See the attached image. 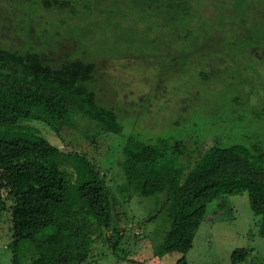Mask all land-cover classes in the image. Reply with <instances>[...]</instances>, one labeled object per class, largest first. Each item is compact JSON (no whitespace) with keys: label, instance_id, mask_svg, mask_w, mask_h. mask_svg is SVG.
<instances>
[{"label":"trees","instance_id":"16d2710c","mask_svg":"<svg viewBox=\"0 0 264 264\" xmlns=\"http://www.w3.org/2000/svg\"><path fill=\"white\" fill-rule=\"evenodd\" d=\"M91 1L100 8L103 5L97 12L107 19L106 27L111 25L113 15L133 4L154 11L162 8L168 20L177 24L170 31L177 41L171 64L175 60L183 63L194 52L206 50L227 53L234 59L236 53L229 49L233 44L238 45L239 34L245 40L242 55L255 57L258 48L264 46L262 30L251 33L234 26L226 29L223 19L211 21L209 14L219 13L214 2L195 6L192 0ZM14 2L16 7L20 5V10L29 11L30 6L32 10L29 20L23 16L26 23L18 25L21 31L26 26L25 45L18 49L0 46V222L6 212L10 213L12 264H25L24 250L32 252L30 264H83L92 252L96 232L93 228L98 225V230L104 227L108 231L111 227V188L94 161L78 152L61 149L30 125L42 122L58 134L75 125L77 118L95 122L103 132L115 135L121 134L124 127L119 115L98 97L96 61L62 58V55L54 58L60 54V42L56 41V49H50L53 43L43 42V37L51 34L56 26L45 14V18L38 17V13L42 15L41 9L65 12L68 7L73 11L69 14L76 15L75 8L79 5L73 3L80 4L79 0ZM251 4L247 1L245 7ZM235 7L239 11L236 16L244 14L243 6ZM62 24L60 21L59 25ZM60 51L64 52V48ZM167 56L160 57L163 69L170 59ZM209 80L224 82L223 72L213 70ZM223 144L220 140L201 148L199 141H195L194 149L188 154L197 153V157L188 164V148L183 140L150 142L128 136L122 163L128 185L144 198L165 194L162 206L167 207L170 226L151 258L139 261L122 256L120 261L163 264L165 256L179 253L181 257L174 264H189L187 254L206 218L208 203L222 195L248 193L251 210L259 217L258 234L264 238V146ZM65 165L73 166L75 179ZM89 215L96 223L89 220ZM48 227L53 232L43 235ZM115 231L116 239L112 241L111 234L107 233V241L113 253L118 254L122 230ZM250 250H234L231 264L245 262Z\"/></svg>","mask_w":264,"mask_h":264},{"label":"rangeland","instance_id":"374dc122","mask_svg":"<svg viewBox=\"0 0 264 264\" xmlns=\"http://www.w3.org/2000/svg\"><path fill=\"white\" fill-rule=\"evenodd\" d=\"M192 1L195 6L214 2L217 11L224 15L209 14V19H223L226 29L234 26L251 33L262 30L264 35V0ZM247 1L252 2L250 7H245ZM73 5H79L75 8L76 15L69 14L73 11L68 7L65 12L41 9L42 15L38 13V17L46 15L56 26V31H51L53 35L49 32L43 42L53 43L50 49H56V41L60 42V50L64 48V52L59 50L60 54L54 58L62 55L96 61L98 97L119 115L124 129L119 135L105 133L95 122L84 118H77L75 125L60 134L42 122L30 126L38 128L42 136L61 149L78 152L94 161L111 188V227L108 231L103 226L104 230H98V225L93 228L96 232L92 252L83 264H131L120 261L122 256L145 261L159 248L170 225L167 207L162 206L165 194L144 198L128 185L122 164L128 136L150 142L183 140L188 148V164L197 157V153L188 154L195 141H199L201 148L220 140L223 145L264 146V46L258 48L255 57L242 55L245 40L239 34L242 40L238 39V45L229 49L236 53L234 59L227 53L206 50L194 52L183 63L175 60L171 64L177 41L170 31L177 24L168 20L162 8L154 11L133 4L123 9L126 13L113 15L111 25L106 27L107 19L97 12L103 5L100 8L91 0ZM234 5L239 9L243 6L244 14L236 16L239 11ZM19 8L14 0H0V46L18 49L25 45L26 26L21 31L18 25L26 23L23 16L29 20L32 6L29 11ZM91 11L94 13H88ZM161 56L170 58L165 69L161 67ZM213 70L223 72L224 82L209 80ZM64 167L75 179L73 166ZM258 219L251 210L247 192L222 195L208 203L206 218L187 254L188 263L231 264V253L246 248L251 249V254L240 264H264V238L258 234ZM89 220L96 223L90 215ZM115 230H122L118 254L113 253L107 241V233L112 241L116 239ZM51 232L53 228L48 227L43 235ZM12 234L10 213L6 212L0 222V264L13 263L9 246ZM23 253L25 264H30L31 250ZM180 257L179 253L169 254L163 264H174Z\"/></svg>","mask_w":264,"mask_h":264}]
</instances>
